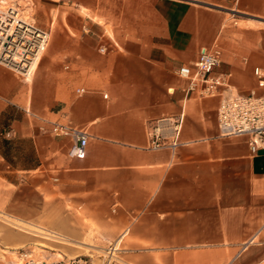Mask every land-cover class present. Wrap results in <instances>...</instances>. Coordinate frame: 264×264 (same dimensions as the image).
<instances>
[{
  "label": "crops",
  "instance_id": "obj_1",
  "mask_svg": "<svg viewBox=\"0 0 264 264\" xmlns=\"http://www.w3.org/2000/svg\"><path fill=\"white\" fill-rule=\"evenodd\" d=\"M42 8L47 39L31 73L0 63V216L81 246L68 253L91 264H264V144L251 152L244 137H220L218 96L176 74L201 47H218L228 91L257 90L264 0ZM181 110V145L149 149L147 123ZM53 122L87 132L84 157L68 155L71 140L51 134ZM30 238L0 230L5 246Z\"/></svg>",
  "mask_w": 264,
  "mask_h": 264
},
{
  "label": "built area",
  "instance_id": "obj_2",
  "mask_svg": "<svg viewBox=\"0 0 264 264\" xmlns=\"http://www.w3.org/2000/svg\"><path fill=\"white\" fill-rule=\"evenodd\" d=\"M9 14L18 13L16 8L7 3H2ZM2 6V7H3ZM8 22L12 18L7 16ZM34 47L43 50L47 39V33L34 27ZM40 46V47H39ZM221 62V50L218 47L199 49L196 60L191 65H180L176 70L178 77L189 81L188 90L197 89L199 96H218L216 110V125L220 137H244L247 139L251 152H255L264 144V72L260 67H254L253 74L257 79V90L252 89L247 94L228 91L229 73L217 72L216 68ZM0 63L8 66L4 61ZM10 67V66H8ZM15 70L14 68L10 67ZM17 71V70H16ZM19 72V71H18ZM184 121V112L164 115L147 123L146 134L149 149L166 148L174 152L181 145V131ZM49 132L55 136L68 137L71 144L68 155L82 158L85 155L87 145V132L83 128L69 123L50 124ZM110 253H107V257ZM27 256V253H21ZM90 256H61L58 259H45L28 256L21 264H91ZM15 264V263H9Z\"/></svg>",
  "mask_w": 264,
  "mask_h": 264
},
{
  "label": "rangeland",
  "instance_id": "obj_3",
  "mask_svg": "<svg viewBox=\"0 0 264 264\" xmlns=\"http://www.w3.org/2000/svg\"><path fill=\"white\" fill-rule=\"evenodd\" d=\"M5 1L7 2L8 0ZM7 5H12L13 7H15L20 15L26 14L29 18V21L34 27L44 30V22L46 21L47 15L43 11L42 0H9V3H7ZM14 71L19 75L26 77L22 73L16 70ZM19 224L26 228H31V229H33V227L41 228L42 230H45L49 233L59 235L56 231L49 230L47 227L42 225H26L22 223ZM6 228H13L20 232L28 233L31 238L29 243L16 247L5 246L0 243V264L22 262L24 258L28 257V255L21 256L20 255L21 253L24 254L29 253L30 256L41 259L42 258L58 259L61 257L57 255L59 253L67 257L76 256V255H72V253H68V251H72L74 249H82V247L78 245H66L50 239H46L40 235H33L27 229L18 228L17 226L8 223L5 217L0 216L1 232L4 233ZM68 240L73 243L82 244V245H86L90 243L89 239L84 240L82 243L73 241L71 239Z\"/></svg>",
  "mask_w": 264,
  "mask_h": 264
},
{
  "label": "bare ground",
  "instance_id": "obj_4",
  "mask_svg": "<svg viewBox=\"0 0 264 264\" xmlns=\"http://www.w3.org/2000/svg\"><path fill=\"white\" fill-rule=\"evenodd\" d=\"M2 3H9V0L7 2L0 0L1 61L5 59L8 66L28 76L40 52V48H33L32 41L41 40L36 39V35L32 34L35 31L26 14H9L10 11H6ZM7 16L11 17L12 21L8 22ZM15 264H21V262Z\"/></svg>",
  "mask_w": 264,
  "mask_h": 264
}]
</instances>
